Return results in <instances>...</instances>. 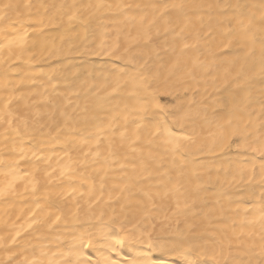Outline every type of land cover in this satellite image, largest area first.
Instances as JSON below:
<instances>
[{"label":"bare ground","instance_id":"1","mask_svg":"<svg viewBox=\"0 0 264 264\" xmlns=\"http://www.w3.org/2000/svg\"><path fill=\"white\" fill-rule=\"evenodd\" d=\"M0 264H264V0H0Z\"/></svg>","mask_w":264,"mask_h":264}]
</instances>
